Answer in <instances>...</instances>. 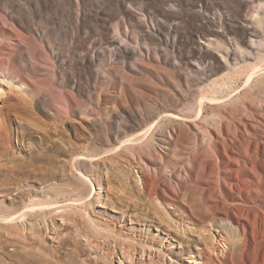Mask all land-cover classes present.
<instances>
[{
  "label": "rangeland",
  "instance_id": "374dc122",
  "mask_svg": "<svg viewBox=\"0 0 264 264\" xmlns=\"http://www.w3.org/2000/svg\"><path fill=\"white\" fill-rule=\"evenodd\" d=\"M0 73V264H264L185 217L264 198V0H0Z\"/></svg>",
  "mask_w": 264,
  "mask_h": 264
},
{
  "label": "bare ground",
  "instance_id": "6f19581e",
  "mask_svg": "<svg viewBox=\"0 0 264 264\" xmlns=\"http://www.w3.org/2000/svg\"><path fill=\"white\" fill-rule=\"evenodd\" d=\"M9 78L10 77L1 75V73H0V93L3 92V88L1 86L3 85L4 81L6 83L11 84L13 87H17V84H15L13 79H9ZM223 149H225V145L223 146V148L221 150L223 151ZM251 180L260 181L261 180V176L258 175V174H254V176L251 178ZM226 187H228L231 191H232V188L235 187L237 189V194L241 198L243 197V195H246V197H248V195H251L252 191L254 192V194H259V191L256 190V189H247V188H244V187H240L238 185H234L232 183H227ZM228 196H234V193L232 192V193H229V194H221V193L217 194L218 198L217 199L212 198L213 203L210 206H206L205 209H203L201 207V203L192 202L190 204V206H189L190 207V216L186 215L185 217L186 218H190L191 216H194V217H196L195 219L198 220V221H207V218H209V217L212 220L217 214H223V215L226 216V218H223L221 220V223L226 222V221H230L232 223H234V222L238 223V228H239L240 233L242 235V240H240L239 243H241V241L243 242V240H245V238H247V236H248V226L251 223H253V222L256 223V225L258 226L260 232H262L264 234V198H261L258 201H255V200L252 199V200H250V204H248V205L241 204V205L237 206V205L229 204L226 201V197H228ZM208 208H209V211H208ZM160 219H161V221H163L164 223L167 224V227H174V226L177 227V225H178L177 224L178 220L175 221V220H173L172 218H169L166 215L161 216ZM192 222L194 224H196V222H194V221H192ZM218 228H220V227L218 226ZM189 230H190L189 232H191V231L195 232L196 231L194 228H190ZM185 231H187V230H185ZM21 236H23L22 240H27V241L29 240L28 239L29 235L23 234ZM40 236H41V234H40ZM37 237H38V234H37ZM222 237H223V235H222ZM202 238L205 240L206 245H207V247L204 248L203 251H202L204 253L205 257L207 259H209V261H211L214 264H225L222 260H219L217 257L212 255L211 250L215 249V245L210 241L211 237L203 236ZM224 239L226 241H228V242L230 241L229 238H224ZM39 240H42V239H39ZM241 245L237 247L236 244H232L230 242V248L226 249L224 254L226 256H232V254H236L237 250L238 251L241 250ZM31 256L37 257L39 259V261H40L39 262L40 264H55L54 262H51V260L48 259V257L43 256L40 253H36V254L35 253H31ZM123 256H124V254H123ZM206 261L208 262V260H206Z\"/></svg>",
  "mask_w": 264,
  "mask_h": 264
}]
</instances>
